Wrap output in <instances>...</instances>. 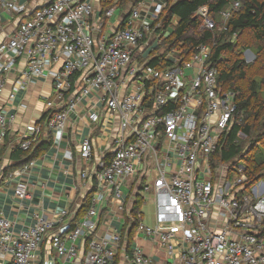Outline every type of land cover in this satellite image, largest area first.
<instances>
[{"label": "built area", "instance_id": "built-area-1", "mask_svg": "<svg viewBox=\"0 0 264 264\" xmlns=\"http://www.w3.org/2000/svg\"><path fill=\"white\" fill-rule=\"evenodd\" d=\"M121 2L0 0V96L13 72L9 104L37 79L52 83V92L40 95L41 118L25 123L20 146L29 149L43 130L56 138L76 126L70 140L77 154L69 148L64 157L77 163L84 189H95L89 209L66 233L43 216L15 231L0 213V264H37L51 230L52 249L77 264H264V169L253 178L243 154L216 157L242 121L239 92L219 84L210 45L188 60L164 45L171 26L164 29L160 18L168 0L127 8ZM240 7V0L231 3L219 23L207 5L198 13L203 27L222 31ZM14 108L0 109V147L16 123ZM83 112L84 134L76 123ZM106 124V153L95 160L97 131ZM15 197L19 205L31 198L27 181L18 182ZM139 197L142 207L154 197V225L143 221L142 207L132 215ZM69 213L65 206L55 217ZM144 239L161 258L145 251Z\"/></svg>", "mask_w": 264, "mask_h": 264}, {"label": "trees", "instance_id": "trees-1", "mask_svg": "<svg viewBox=\"0 0 264 264\" xmlns=\"http://www.w3.org/2000/svg\"><path fill=\"white\" fill-rule=\"evenodd\" d=\"M138 1L140 0H122L121 6L127 8ZM234 1L236 0H168L160 19L164 29L172 26L175 16L180 19L165 39L164 45L169 49L182 50L183 60L191 58L201 45H210L213 48L211 60L218 69L219 84L224 90L239 92L238 106L243 113L241 123L233 128L216 157L222 161H231L243 154L242 161L248 174L255 178L264 169V155L257 158L259 147L264 146V74L257 73L255 65L246 62L243 49L250 48V45L240 48L238 39L245 32L251 31L259 42L258 52L264 54V0H240L241 7L229 19L227 29L222 31L203 27L202 17L198 13L202 6L207 5L210 15L219 23L221 11ZM151 64L158 65V60L154 59ZM43 120L44 117L40 122ZM240 132L244 137L239 136ZM8 134L9 129L4 141ZM52 143V133L43 130L39 140L29 149L25 150L20 143L16 144L11 152L13 163L0 170V177L9 176L15 170L29 165ZM94 190L87 192L83 205L71 220V227L89 209ZM143 201L141 197L137 199L132 215L138 214ZM129 237L131 242L132 232Z\"/></svg>", "mask_w": 264, "mask_h": 264}, {"label": "crops", "instance_id": "crops-1", "mask_svg": "<svg viewBox=\"0 0 264 264\" xmlns=\"http://www.w3.org/2000/svg\"><path fill=\"white\" fill-rule=\"evenodd\" d=\"M27 1V0H22ZM30 1V0H29ZM36 2L42 0H33ZM122 7V6H121ZM125 8V7H122ZM179 18L175 16V23L179 22ZM1 39V37H0ZM18 76L13 72L6 92L0 96V109L2 107H10L17 110V118L14 126H10L8 138L3 141L0 147V170L13 163L11 159L12 149L19 144L22 138V131L25 123L30 121H38L43 114V104L40 100L41 94H50L52 92V83L50 80L40 78L28 85L26 90L20 91L13 104L8 102V94L10 93L14 80ZM27 103V108L20 107L22 102ZM84 112L78 118L77 124L83 128L82 133L88 131V127ZM76 126H72L64 133H59L53 138V143L47 147L42 154L36 158L23 175H9L0 177V213L8 217L14 222V230L19 231L22 228L32 226L37 216H43L48 219H56V229L62 228L66 233L71 228V220L76 217L80 207L83 205L85 196L89 190L84 189V182L79 179V167L75 161H71L64 157V150L71 148L75 155L77 154L76 144L70 140L75 133ZM110 136V126L102 125L97 131L95 160L99 156L106 153V145ZM79 142V140L77 141ZM25 180L30 186L31 198L25 201L23 205H19L15 197V188L19 181ZM83 183V184H82ZM68 206L70 213L64 219L56 218L55 215L62 207ZM109 212L103 211L100 216L101 225H106L105 219ZM54 228V229H55ZM52 232L49 231L48 234ZM48 234L44 238L39 251V261L37 264H77L76 262L65 259L63 260L52 249ZM143 244L145 251L155 260L161 258L162 253L155 249L153 243L144 239ZM84 245L85 242H84ZM80 252H84L82 242L78 244ZM117 264H121L117 260Z\"/></svg>", "mask_w": 264, "mask_h": 264}, {"label": "rangeland", "instance_id": "rangeland-1", "mask_svg": "<svg viewBox=\"0 0 264 264\" xmlns=\"http://www.w3.org/2000/svg\"><path fill=\"white\" fill-rule=\"evenodd\" d=\"M171 29L168 30L170 33ZM238 42L240 44V48H243L244 45H250V48L243 49V57L245 58L247 63H253L255 65V71L257 73L264 74V54L259 51L258 52V44L259 42L255 39L253 33L251 31L245 32L239 39ZM244 137V136H243ZM264 155V146L259 147V151L257 153V158ZM150 166H154V161L150 162ZM147 204L142 207L143 212V221L146 224L154 225L155 224V200L154 197L147 198Z\"/></svg>", "mask_w": 264, "mask_h": 264}]
</instances>
